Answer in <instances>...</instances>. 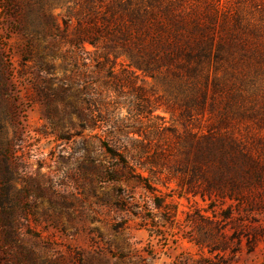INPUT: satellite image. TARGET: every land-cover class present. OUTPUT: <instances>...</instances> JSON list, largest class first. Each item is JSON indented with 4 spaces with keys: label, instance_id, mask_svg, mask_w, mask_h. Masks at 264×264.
Masks as SVG:
<instances>
[{
    "label": "rangeland",
    "instance_id": "1",
    "mask_svg": "<svg viewBox=\"0 0 264 264\" xmlns=\"http://www.w3.org/2000/svg\"><path fill=\"white\" fill-rule=\"evenodd\" d=\"M40 12L33 5L22 22L33 31L27 37L10 0H0V264H211L219 257L264 264V238L252 252L244 240L219 254L199 244L206 221L231 235L223 206L177 196L175 183L157 173L108 180L117 163L104 143L130 133L132 148L154 150L151 138L137 134L148 123L137 112L139 92L155 106L167 96L123 58L71 46L74 23L64 29L63 9H51L49 20ZM52 23L59 33L44 36ZM154 114L183 131L162 106Z\"/></svg>",
    "mask_w": 264,
    "mask_h": 264
},
{
    "label": "trees",
    "instance_id": "2",
    "mask_svg": "<svg viewBox=\"0 0 264 264\" xmlns=\"http://www.w3.org/2000/svg\"><path fill=\"white\" fill-rule=\"evenodd\" d=\"M10 3L11 17L27 37L33 31L22 22L33 5L40 4L44 20L51 18V9L61 8L64 29L74 23L71 46L87 44L104 58L121 57L127 69L162 85L167 97L160 105L149 103L142 91L137 104L138 115L148 120L137 134L151 138L154 150L149 154L138 142L139 149L132 148L130 133L113 146L104 143L117 163L107 170L108 180L134 179L137 170L165 175L175 183L177 196L223 206L222 218L232 233L224 235L222 226L206 221L199 244L208 253H224L242 240L252 252L264 238L258 219L264 217V0ZM45 28L44 36L59 33L55 23ZM161 106L182 132L154 114ZM195 122L203 123L198 131L190 127ZM211 264L226 263L219 257Z\"/></svg>",
    "mask_w": 264,
    "mask_h": 264
}]
</instances>
